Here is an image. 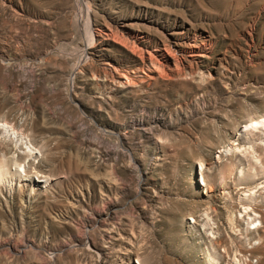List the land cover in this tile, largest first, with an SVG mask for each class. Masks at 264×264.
Masks as SVG:
<instances>
[{
    "label": "rangeland",
    "instance_id": "374dc122",
    "mask_svg": "<svg viewBox=\"0 0 264 264\" xmlns=\"http://www.w3.org/2000/svg\"><path fill=\"white\" fill-rule=\"evenodd\" d=\"M263 115L264 0H0V264H264Z\"/></svg>",
    "mask_w": 264,
    "mask_h": 264
},
{
    "label": "bare ground",
    "instance_id": "6f19581e",
    "mask_svg": "<svg viewBox=\"0 0 264 264\" xmlns=\"http://www.w3.org/2000/svg\"><path fill=\"white\" fill-rule=\"evenodd\" d=\"M91 37H92V40H94L95 39V37H94V33H93V30H91ZM91 40V41H92ZM132 50H134V49H132ZM6 113V112H5ZM2 117V116H1ZM6 117V116H5ZM10 118V117H9ZM4 119V118H3ZM11 119V118H10ZM17 119V118H16ZM8 120V119H7ZM6 119H4V120H2L1 121V118H0V135H4V136H6L9 140H14L15 138H17L16 137V135H15V131H14V128H13V125L16 123L15 121H14V118H13V120H12V123L11 124H8V121H7ZM10 122V121H9ZM16 126V125H15ZM263 127V129L261 128V130H264V115L261 117V120H252V121H250V122H248V123H246L244 126H242V129H238V133L236 134V135H238V137H241L242 135H245V134H248V132L252 129V131H253V129H254V127L256 128V127ZM20 127V126H19ZM20 129V128H19ZM18 130V129H17ZM256 130V129H255ZM259 131V133L261 134V135H263V131ZM251 132V131H250ZM18 133V132H17ZM24 133V132H23ZM257 133V132H256ZM19 134V133H18ZM250 134V133H249ZM248 134V135H249ZM264 136V135H263ZM245 137V136H244ZM248 137V136H247ZM246 137V138H247ZM4 138V137H3ZM262 138V137H261ZM258 139H260V138H258ZM17 141V140H16ZM19 141V140H18ZM17 141V142H18ZM28 141V140H27ZM260 141V140H259ZM262 141H264V138L262 139ZM13 142V141H12ZM25 143V141H22V143ZM31 142V141H30ZM19 143V142H18ZM17 143V144H18ZM24 143H23V145H24ZM16 144V143H15ZM263 144V143H262ZM4 145V144H3ZM14 145V144H13ZM22 145V144H21ZM32 145V144H31ZM9 146V145H8ZM29 147H30V144L28 145ZM25 147V146H24ZM33 147V145L31 146V148ZM10 148V147H9ZM8 148V149H9ZM26 148V147H25ZM28 148V147H27ZM17 149V148H16ZM33 149V148H32ZM5 150V149H4ZM10 150V149H9ZM29 150H30V148H29ZM35 150V149H34ZM20 151V150H19ZM31 151H33V150H31ZM36 151H34L33 153H35ZM9 152H7V151H3L2 150V153L0 154V175L2 174V172L4 171V169H5V167H6V164H7V159L10 157V158H13L14 159V157L13 156H6L7 154H8ZM28 153V152H27ZM32 153V154H33ZM10 154V153H9ZM22 154H24V153H22ZM21 154V155H22ZM16 155V154H15ZM30 155V154H29ZM29 155H27V156H29ZM25 156H26V154H25ZM31 157V156H30ZM34 159V158H33ZM27 160V159H26ZM31 160V159H30ZM15 163V166L17 165V163L16 162H14ZM19 164H20V162H19ZM23 164V163H22ZM25 164V163H24ZM69 164V163H68ZM25 166H26V164H25ZM18 167H19V165H18ZM27 167V166H26ZM17 168V167H16ZM9 169V168H8ZM19 169V168H18ZM26 169H28V167L26 168ZM33 169V168H32ZM11 170V169H10ZM15 170V169H14ZM25 170V169H24ZM30 170V169H29ZM34 171V170H33ZM33 171H32V173H33ZM9 172V171H8ZM36 172V171H35ZM34 172V173H35ZM4 173V172H3ZM20 173V172H19ZM39 173V172H38ZM37 173V174H38ZM30 174V173H29ZM12 175V174H11ZM19 175V174H18ZM35 175V174H34ZM192 175V174H191ZM24 176V174L22 175V177ZM25 176H26V174H25ZM24 176V177H25ZM28 176V175H27ZM30 176V175H29ZM1 177H2V175H1ZM20 177V176H19ZM31 177V176H30ZM38 177V176H37ZM43 177H44V174H43ZM80 177V176H79ZM28 178V177H27ZM32 178V177H31ZM40 178H41V176H40ZM46 178V177H45ZM48 178V177H47ZM33 179H34V177H33ZM200 179L202 180V178H201V176H200ZM4 180V179H3ZM21 180V179H20ZM87 180V179H86ZM86 180L84 181L85 183H86ZM2 181V180H1ZM29 181V180H28ZM36 182H42L43 180H41V179H39V178H36V180H35ZM78 181H80L79 179H78ZM202 182V181H201ZM20 183V182H19ZM45 183V182H44ZM47 184V183H46ZM19 185V184H18ZM44 185V184H43ZM42 185V186H43ZM49 185V184H48ZM44 186H46V185H44ZM30 187V186H29ZM28 187V188H29ZM31 189V188H30ZM25 192H26V189L23 187V188H21L20 190H19V193L21 194V195H25ZM28 194V193H27ZM31 194V193H30ZM19 196V195H18ZM34 196V195H33ZM10 198H11V196H10ZM26 201V200H25ZM30 202V201H29ZM28 202V203H29ZM23 204H24V202H23ZM51 215V214H50ZM51 217V216H50ZM46 219V218H45ZM49 220V222H50V219H48ZM51 220H52V218H51ZM47 221V220H46ZM130 243V242H129ZM129 243H128V245H126V247H127V249H126V252L124 253V255H123V262H122V264H133V260H132V256H131V250H130V247H129ZM132 245V244H131ZM134 247V246H133ZM133 249V248H132Z\"/></svg>",
    "mask_w": 264,
    "mask_h": 264
},
{
    "label": "built area",
    "instance_id": "2783aa9c",
    "mask_svg": "<svg viewBox=\"0 0 264 264\" xmlns=\"http://www.w3.org/2000/svg\"><path fill=\"white\" fill-rule=\"evenodd\" d=\"M199 181H202L201 179Z\"/></svg>",
    "mask_w": 264,
    "mask_h": 264
}]
</instances>
